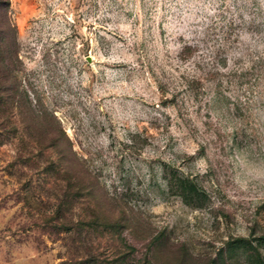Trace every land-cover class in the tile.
Instances as JSON below:
<instances>
[{
  "label": "rangeland",
  "instance_id": "rangeland-1",
  "mask_svg": "<svg viewBox=\"0 0 264 264\" xmlns=\"http://www.w3.org/2000/svg\"><path fill=\"white\" fill-rule=\"evenodd\" d=\"M0 25V264L264 253V0H0Z\"/></svg>",
  "mask_w": 264,
  "mask_h": 264
},
{
  "label": "trees",
  "instance_id": "trees-1",
  "mask_svg": "<svg viewBox=\"0 0 264 264\" xmlns=\"http://www.w3.org/2000/svg\"><path fill=\"white\" fill-rule=\"evenodd\" d=\"M9 0H6V2H8ZM1 26V25H0ZM4 26L2 25L0 27V35H2L3 38H6V32H5V28H3ZM8 45H3V43H1L0 41V55H10L9 54V49H8ZM4 46V47H3ZM17 58H18V54L16 52ZM0 69H2V67L0 66ZM3 76V74H2ZM0 75V85L5 84V79ZM16 80H18V78H16ZM194 81H196V78H192L188 80L189 85H191L193 87ZM22 91L25 93V98L22 96ZM28 94L26 89L23 87L21 89L20 86V81H16V105L21 107L25 105V100H29L31 101V99L27 98ZM0 98H2L0 96ZM22 112L24 113L23 115L26 114L25 111H27V109H21ZM25 110V111H23ZM31 123L28 122V125H26V128H28V130L30 131L33 130L32 127H30ZM62 133L66 136V139L68 141V145L70 148H72V142L71 139L68 137V135H66V132L64 129H62ZM66 143V146H68ZM176 186L178 189L179 194L182 196V198L186 201V202H191L194 204H200L202 202V198L205 196V189L198 184V182L196 181V179H194L193 177H190L189 175H185V174H180L177 176L176 180ZM264 236V235H263ZM238 239V240H235ZM227 247L232 248V247H244L247 250V264H264V253L256 246H254V244L248 240L246 237L241 236V237H237L234 239H230L227 240L226 242Z\"/></svg>",
  "mask_w": 264,
  "mask_h": 264
}]
</instances>
